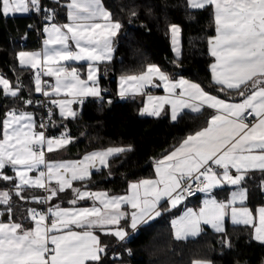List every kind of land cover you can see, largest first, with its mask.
I'll list each match as a JSON object with an SVG mask.
<instances>
[{
	"label": "snow or ice",
	"instance_id": "1",
	"mask_svg": "<svg viewBox=\"0 0 264 264\" xmlns=\"http://www.w3.org/2000/svg\"><path fill=\"white\" fill-rule=\"evenodd\" d=\"M194 9L213 8L216 36L209 39L210 54L215 62L210 65L213 82L222 85L220 91L235 90L242 99L238 103L227 102L205 92L199 84L186 80L171 82L169 77L155 65L147 66L139 75L123 76L120 80V96L142 94L151 85L153 77L164 83L168 96L148 95V106L142 114L158 116L164 105L172 107L171 118L177 119L178 109L189 108L199 112L202 106L216 109L208 126L188 136L181 146L156 162L157 179H144L129 185L131 195L109 197L107 193L81 192L73 189L75 198L69 201L75 205L78 200L91 198L99 201L101 207L61 208L49 207L46 212L29 209L34 227L24 228L20 223L0 222V264H90L100 260L104 249L93 229L119 225L127 214L121 211L122 204H130L131 227L138 222L159 216L162 200L174 207L192 193L189 181H199V191L226 182L237 185L243 174L230 175V168L237 173L251 169L264 171V0H188ZM70 23L62 26L52 24L45 28L48 39L44 41L43 52L18 54L22 66L40 70L35 74V91L44 96H59L62 92L72 99L51 100L60 109L61 116L75 117L71 108L78 98L100 97L97 86L99 69L93 64L112 59V38L117 35L121 24L111 19L101 0H71L68 4ZM40 10V0H0V15ZM135 15V13H133ZM66 30V31H65ZM180 28L170 26L173 50L179 54ZM70 41L78 51H74ZM67 61H91L87 79H82L77 68L62 65ZM41 74L55 77L51 91L42 88ZM91 82V83H89ZM0 86L6 96L17 97L20 86L15 88L9 80L0 77ZM159 86V85H157ZM179 88V95L175 90ZM82 103V99L79 100ZM31 104L32 101H26ZM252 117V121H248ZM43 123L40 128H44ZM35 121L30 113L9 111L0 121V179L11 181L18 178L16 195L21 198L24 188L44 189L45 197H33L37 203H46L59 193L72 188V181L84 180L95 162L107 166L108 157L125 151L123 148H109L102 152L86 155L79 162L48 163L45 150L53 152L70 143L65 135L48 138L43 131H36ZM259 150L256 152L255 150ZM41 165L46 171H39L35 178L29 173ZM212 165L223 170L222 175ZM11 166L15 177L3 174ZM71 173L70 177L66 174ZM203 177V179H201ZM56 181L58 187H50ZM243 192L233 193L228 204L215 199L204 201L199 211L188 210L173 221L175 238L186 239L200 234L203 225H211L217 232H223L227 215L234 223L253 224V215L247 208L231 207L237 200H244ZM9 192H0V204H8ZM11 212V208L8 209ZM3 213H0L2 215ZM72 226L83 229L72 230ZM255 239L264 242V207L259 209V226H255ZM105 234L124 239L126 232L117 228ZM51 245V247H50ZM192 264H209L193 260Z\"/></svg>",
	"mask_w": 264,
	"mask_h": 264
},
{
	"label": "trees",
	"instance_id": "2",
	"mask_svg": "<svg viewBox=\"0 0 264 264\" xmlns=\"http://www.w3.org/2000/svg\"><path fill=\"white\" fill-rule=\"evenodd\" d=\"M113 21L121 24L115 39V56L102 66L100 82L110 90L103 100L91 99L82 105L75 119H62L57 111L47 137L68 135L73 142L60 155L65 159H80L86 153L110 147L126 150L112 158L107 168L100 170L75 188L104 190L112 195L125 194L130 182L154 176V162L175 149L188 136L208 126L211 111L183 113L176 122L168 115H140L142 101L117 96L118 79L140 74L147 66L155 65L173 79L183 77L199 84L206 92L224 99H240L234 91H220L212 82L208 49L209 39L216 34L213 8L192 9L188 0H102ZM42 15L34 10L30 15H0V74L15 88L17 97L6 96L0 87V121L11 110L31 109L38 118L35 106L39 96L35 91V71L19 66L21 51H38L44 39L45 23H63L65 6L43 0ZM135 13V15H133ZM182 30V56L176 59L171 46L170 26ZM113 77L109 79V75ZM31 100L28 104L26 101ZM38 129L41 131L40 126ZM2 138V137H0ZM3 174L15 177L6 170ZM248 204L256 207L264 199L254 178L248 179ZM16 181L0 179V190L10 193L7 205H0V220L20 223L31 228L29 209H44L33 197H44L43 191L24 189L16 195ZM73 190L48 200L70 205ZM11 208V212L8 209ZM180 210L167 204L161 214L144 224L129 241L114 242L102 237L107 256L99 264H192L193 260L209 264H264V244L255 240L253 227L226 224L223 232L206 228L197 238L177 240L172 225Z\"/></svg>",
	"mask_w": 264,
	"mask_h": 264
},
{
	"label": "crops",
	"instance_id": "3",
	"mask_svg": "<svg viewBox=\"0 0 264 264\" xmlns=\"http://www.w3.org/2000/svg\"><path fill=\"white\" fill-rule=\"evenodd\" d=\"M51 1L54 2V3H56V4H62L63 6H65V11H66V20L63 23H52V24H56L57 26H62L64 24L70 23L71 21L68 18V13H69L68 4L71 3V0H51ZM101 4L105 8V10L109 12V10L103 4L102 0H101ZM192 9H194V8H192ZM32 11L33 10L28 11V12L10 13V14H7L6 16L30 15L32 13ZM111 19H112V15H111ZM52 24H50V26L48 28H50ZM180 30H181V28H180ZM215 36H216V34L214 36H212L211 38H213ZM115 37L112 38L113 52H112V59L110 61L97 62V63H94V64L91 61H67V62H63L62 61L61 64L62 65H66V66H70V67L77 68V70H78L81 78L82 79H85V80L87 79V69H88V66H89V64H93L94 67H97L99 69V71L97 73V76H98L97 82H99L100 81V77H101L102 66L111 63L113 61V59H114V56H115L114 39H115ZM46 39H48V33L46 31H44V39L42 41L41 48L38 51H32V52H43V50L45 48L44 41ZM170 39H171V46H172V50H173L172 34H171V32H170ZM179 41H180L179 46H178L179 47V54H177V52L173 50V53H174V56H175L176 59H180L181 56H182V30L180 31ZM70 45H71V47H72V49L74 51H78V49L75 48V44L73 42L70 41ZM208 49H209V53H210V45H209V43H208ZM24 52H29V51H24ZM212 60L213 61H212L211 64H213L215 62V58L212 57ZM18 62H19V59H18ZM19 66L22 67V68H27V69L34 70L35 71V74H36L37 71L40 70L39 68L33 69L30 66H22L20 63H19ZM161 72H163L164 74H166L169 77V80L171 82H178L180 80H186V81H189L191 83H195V82L190 81V80H187V79H185L183 77H179V78L173 79L168 73H166V72H164L162 70H161ZM210 74H211V79H212L211 68H210ZM135 75H139V74H135ZM0 77H3V76L0 74ZM120 80H121V77L118 79V90H117V96H118V98H120L121 100H123L125 98H128V97L140 99L142 101V108L140 110V115H142V116H145V117H159V116L168 115L169 118H170V120L172 122H176L178 120V118L183 113H185V112H189V113H193V114H198V113L203 112L204 110H210L211 111V116L218 114L216 109L208 108L206 105H204V106H202V108H201V110L199 112H194V111H192L189 108L178 109L177 119L176 120H173L171 118L172 107L169 104H166V105L163 106V108L160 110V114L158 116L149 115L147 113L142 114V110L146 106H148V99H147V96L148 95L157 96V97H159V96H168L169 95V93L164 88V83L162 81H160L157 77H153L152 84L146 86L143 89V93L142 94H131V93H129L125 97H121L120 94H119L120 93ZM41 82H42V87H43V84L44 83L49 84V86L50 85H54L55 84V77L41 74ZM212 82H213V79H212ZM89 83H91V82H89ZM157 85H159V86H157ZM215 85H217V84H215ZM217 86L220 87V88L224 87L222 85H217ZM0 87L2 88V86H0ZM225 90L236 92L235 90H228L226 88H225ZM48 91L50 92L51 91V88ZM179 92H180V89L177 88L175 90V95L178 96L179 95ZM36 94L37 95H40L42 93H37L36 92ZM211 95H213V94H211ZM50 96L52 98H55V99H58V100H60V99H72V97H66L63 92L59 96H56L54 94L53 95H50ZM213 96H216V95H213ZM87 97H91V96H87ZM216 97H218V96H216ZM83 98H85V97L78 98L77 102L76 103H73L71 105V108L77 113L75 117H64V116H61L59 107L57 109V115H58V117L59 118H62V119H75L77 117L80 109L82 108V104L79 102V100H81ZM218 98L224 99V98H221V97H218ZM241 99L242 98L235 99V100H230V99H224V100H226L227 102H231V103H238V102H240ZM15 111L17 112V114H19L20 112L30 113L33 116V120L35 121V125H36V129L35 130L36 131H40L38 129V127H37V117H36V114H35V112L33 110L27 109V107H26V108H21V109H18V110L15 109ZM66 136L70 139V143H68L67 145H65L63 148L57 149V150H55L53 152H47L45 150V159H46V162H48V163L79 162V161H82L83 158L86 155H89V154L94 153V152H102V151H105V150L109 149V148H106V149H102V150L91 151L89 153H86L80 159H65V158H63L60 155V152H64L66 150V148L74 140L72 137H70L68 135H66ZM59 137H61V136H58V137H48V138H59ZM182 143H183V141L180 143V145H178L171 152H173L177 148H179ZM110 148H121V147H110ZM123 149H125V148H123ZM255 151L256 152H259L258 149L255 150ZM171 152H169L168 154L164 155L163 157H161L160 159H158V160H156L154 162V176L151 177V178H145V179H157L156 171H155L156 170V162L159 161V160H161V159H163L165 156L169 155ZM121 153L122 152H120L118 154H114V155L108 157L107 166L100 164L99 161H96L95 162V167H91L89 169L90 175L88 177H86L84 180H75V181H72V188L71 189H66L65 192L68 191V190L79 189L81 192L87 191L89 193H107L109 197L131 195V191L129 189V186H128L127 192L125 194H121V195H112V194H110V193H108L107 191H104V190L103 191L102 190H95V191H93V190H89V189H86V188H83V187L75 188V184L76 183L85 182V181L89 180L94 173L99 172L100 170L107 168L108 165H109L110 160L112 158L116 157V156H119ZM212 166L213 167H216L217 169L215 171H217L219 174L222 175V172H223L222 169H220L216 165H212ZM6 170H10L12 173H14V176H15V172L12 170L11 166H6V168L3 170V172H5ZM39 171H46V169L44 168L43 165H41L37 170H35L33 172H30L28 175L31 178H35L36 176H38ZM229 174L230 175H233V176L238 175V174H243L244 175V179L241 180V182L239 184H237V185H232V184H229V183H226V182H222L221 184H219V185L211 188L208 192H203L202 191V193L200 194V196H198L196 198H193V199H190L186 203H178L174 207L171 205V203L166 202L165 200H162L161 203H160V212H161L162 206L165 205V204H167L171 209H175V210L179 209L180 211L178 213H176L175 216L173 217L174 218L173 221H175V220H178L180 217H182L190 209L193 210V211H197L198 212L199 209L201 207H203L205 200H208V199L211 198V199H215V200H217L219 202H224V203L228 204V203H230L232 201L233 193L243 192L244 197H245L244 200L243 201L237 200L234 204H231V207H237V208H242L243 207V208L249 209V211L253 215V224L245 225V224H242V223H239V224L234 223L232 221V219H231V216H230V208H229V210H228L229 211V215H227L225 217L224 222H223V226H224V229L226 227V224H228V223L231 224V225L251 226V227H253V236L255 238V227H254V225L255 226H259V209L262 208V207H264V202L263 203H259L256 207H252V206H250L248 204V201H249V186H250V183H249L248 179L249 178H254L257 181V183H258V185L260 187L261 194H262L263 199H264V171H261L259 169H251V170H249L246 173H237V171H236L235 168H230ZM66 176L67 177H70L71 176V173L66 174ZM141 180H144V179H141ZM141 180H139V181H141ZM15 181H16V184L19 183L18 178L15 179ZM139 181L130 182V184H132V183H138ZM49 186L50 187H58V185L56 184V181L55 180H52L51 182H49ZM24 189H33V190H39V191L45 192L44 189H39V188L27 187V188H24ZM0 192H8V191H6V190H0ZM44 194H46V192ZM59 194H62V193H59ZM56 197H53V198H56ZM74 198H75L74 192H73V197L71 199L68 198V197H66V199H69V201H71ZM9 201H10V199H9ZM0 205H7V204H0ZM56 205H59L61 208H73V207H75V208H90L93 205H95L96 207H101L99 201H96V200L91 199V198H86L84 200H78L75 205H72L70 203V205L65 206L62 203H57V204L54 203L52 205H49V207H55ZM121 211L125 212L127 215L123 219H121L119 225H109V226H105L104 229H93L94 233L99 237V239H100V246L104 249V251L99 254L100 255V260L99 261L90 262V264H99L102 261V259L104 258V256L106 255V253H107L106 250H105V247L102 244V237H110L114 242H118V243L123 242V241H126V239L128 237L134 236L136 233H138V231L141 229V227L144 224H146L148 221H150V220H152L153 218L156 217V216H154L152 219L146 220V222H144V221L138 222L137 227L135 229H133L131 227V213L133 211H135V210L131 208V205L130 204H122ZM173 221H172V225H173ZM0 222H4V221H1L0 220ZM4 223H9V222H4ZM32 227H34V222L31 225V228ZM117 228L123 229L126 232V235H125L124 239H120L119 237H117V236H115L113 234H105L108 230H111L112 232H114ZM206 228H209V229H211L213 231H216L211 225H203L202 224V229L203 230L200 232L199 235H197V236H189L186 239H188V238H197L198 236H200L202 234V232ZM173 229H174V235H175L174 225H173ZM72 230L82 231L83 229L76 228L75 226H72ZM255 240L258 241V242H260V243H263L264 244V242H262V241H259L257 239H255ZM50 247H51V245H50Z\"/></svg>",
	"mask_w": 264,
	"mask_h": 264
},
{
	"label": "built area",
	"instance_id": "4",
	"mask_svg": "<svg viewBox=\"0 0 264 264\" xmlns=\"http://www.w3.org/2000/svg\"><path fill=\"white\" fill-rule=\"evenodd\" d=\"M44 11V4H43V0H40V10L36 11L34 10V12L36 14L42 15ZM50 26V23H45L44 27L42 29V32L45 31V28H48ZM97 86L100 88L101 90V95L100 97H85L82 99V105L87 104L91 99H96V100H103L104 98H106L107 95H109L110 90L107 86L103 85L100 81L97 82ZM44 90L48 91L50 89L49 84L44 83L43 87ZM55 98H52L51 96H44L43 94H40L39 99L37 101V103L35 104L36 107L39 108L40 110V114L37 118V125L40 126L41 123H43L45 125L44 128H41V131H43L45 133V136L47 137V132L51 129L52 127V121L54 118V115L58 109V106L55 104L51 103V100H53ZM58 100V99H56ZM252 117H248V121L251 122L252 121ZM213 170L215 171L217 168L213 167ZM201 179H203V177H201ZM189 183L191 184V188H192V193L191 195L185 193L184 194V198L180 201V203H186L188 200L196 198L198 196H200V194L202 193V191H199L198 188L202 187V185L199 183V181H189ZM47 195V193L44 195V197ZM45 208L40 210V209H36V211L38 212H46L48 209V201L45 203ZM133 238V236H130L126 239V241H129Z\"/></svg>",
	"mask_w": 264,
	"mask_h": 264
},
{
	"label": "water",
	"instance_id": "5",
	"mask_svg": "<svg viewBox=\"0 0 264 264\" xmlns=\"http://www.w3.org/2000/svg\"><path fill=\"white\" fill-rule=\"evenodd\" d=\"M112 77H113V74H110V75H109V79H111Z\"/></svg>",
	"mask_w": 264,
	"mask_h": 264
},
{
	"label": "rangeland",
	"instance_id": "6",
	"mask_svg": "<svg viewBox=\"0 0 264 264\" xmlns=\"http://www.w3.org/2000/svg\"><path fill=\"white\" fill-rule=\"evenodd\" d=\"M223 228H224V226H223ZM105 256H107V253H106V255Z\"/></svg>",
	"mask_w": 264,
	"mask_h": 264
}]
</instances>
